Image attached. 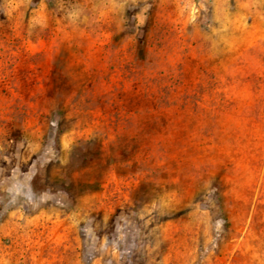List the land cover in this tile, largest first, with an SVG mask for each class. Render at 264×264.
<instances>
[{
  "label": "rangeland",
  "instance_id": "obj_1",
  "mask_svg": "<svg viewBox=\"0 0 264 264\" xmlns=\"http://www.w3.org/2000/svg\"><path fill=\"white\" fill-rule=\"evenodd\" d=\"M0 264H264V0H0Z\"/></svg>",
  "mask_w": 264,
  "mask_h": 264
},
{
  "label": "trees",
  "instance_id": "obj_2",
  "mask_svg": "<svg viewBox=\"0 0 264 264\" xmlns=\"http://www.w3.org/2000/svg\"><path fill=\"white\" fill-rule=\"evenodd\" d=\"M54 116H55V115H54ZM54 116L52 117V120H51V129H50V133L53 132V129H52V128L54 127L55 124H59V125H60L59 122H56V121H55ZM86 147H87L86 145H83V146H82L83 149H85Z\"/></svg>",
  "mask_w": 264,
  "mask_h": 264
}]
</instances>
